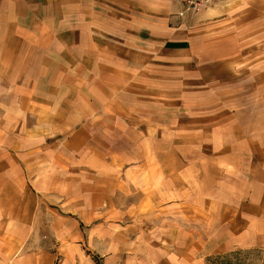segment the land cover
Wrapping results in <instances>:
<instances>
[{
    "label": "crops",
    "instance_id": "1",
    "mask_svg": "<svg viewBox=\"0 0 264 264\" xmlns=\"http://www.w3.org/2000/svg\"><path fill=\"white\" fill-rule=\"evenodd\" d=\"M197 14L175 0H0V185L25 182L26 137L11 135L28 113L63 138L49 151L37 137L35 152L106 165L83 205L99 210L83 218L94 259L74 262L264 249V0Z\"/></svg>",
    "mask_w": 264,
    "mask_h": 264
},
{
    "label": "rangeland",
    "instance_id": "2",
    "mask_svg": "<svg viewBox=\"0 0 264 264\" xmlns=\"http://www.w3.org/2000/svg\"><path fill=\"white\" fill-rule=\"evenodd\" d=\"M218 19L214 20L220 21ZM29 115L26 128L14 127L11 135L26 137L27 156L19 162L25 182L7 188L0 185V264H81L78 258L74 262V255L86 254L93 258V246L96 247L92 244L93 237L90 243L88 238L94 226L85 224L83 218L91 211L92 215L99 214L98 209L84 208V201L95 196L89 185H97V172L106 165L91 163L88 166L77 154L74 161L66 165L52 160L54 154L49 152L50 147L55 149L58 143L61 149V134L57 136L45 127L36 128L35 118ZM37 137L44 138L49 151L43 147L42 151L37 148L35 152L31 141ZM107 164L109 169L116 167L114 161ZM2 167L0 164V169ZM13 206L19 207L15 216L2 215L12 211L8 208ZM12 220L16 223H7ZM205 264H264V249L221 252L206 258Z\"/></svg>",
    "mask_w": 264,
    "mask_h": 264
},
{
    "label": "built area",
    "instance_id": "3",
    "mask_svg": "<svg viewBox=\"0 0 264 264\" xmlns=\"http://www.w3.org/2000/svg\"><path fill=\"white\" fill-rule=\"evenodd\" d=\"M175 1L182 4L187 12L189 11L196 13L207 6H211L219 2H224L226 0H175Z\"/></svg>",
    "mask_w": 264,
    "mask_h": 264
}]
</instances>
